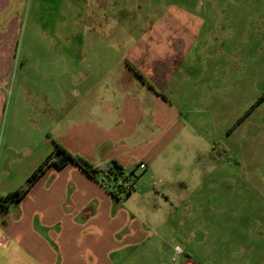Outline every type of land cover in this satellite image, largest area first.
Instances as JSON below:
<instances>
[{
	"label": "crops",
	"instance_id": "crops-1",
	"mask_svg": "<svg viewBox=\"0 0 264 264\" xmlns=\"http://www.w3.org/2000/svg\"><path fill=\"white\" fill-rule=\"evenodd\" d=\"M139 1L0 0V195L24 185L55 143L94 166L151 169L183 128L176 101L187 82L212 81L209 64L184 59L212 18L203 5L220 0L163 2L122 49L114 23ZM57 161L0 211V264H190L162 225L138 218L152 189L117 197L103 173Z\"/></svg>",
	"mask_w": 264,
	"mask_h": 264
},
{
	"label": "rangeland",
	"instance_id": "rangeland-1",
	"mask_svg": "<svg viewBox=\"0 0 264 264\" xmlns=\"http://www.w3.org/2000/svg\"><path fill=\"white\" fill-rule=\"evenodd\" d=\"M148 1L123 6L132 18L114 23L122 49L174 0ZM219 2L203 5L212 18L184 59L209 64L211 83L187 82L176 101L183 128L126 180L135 193L152 189L138 218L162 225L190 264H264V0Z\"/></svg>",
	"mask_w": 264,
	"mask_h": 264
},
{
	"label": "trees",
	"instance_id": "trees-1",
	"mask_svg": "<svg viewBox=\"0 0 264 264\" xmlns=\"http://www.w3.org/2000/svg\"><path fill=\"white\" fill-rule=\"evenodd\" d=\"M53 156L58 157V161L55 162V164H57L58 166H63L66 162L73 161L94 178H96L100 173H103L108 180L115 182L114 187L116 188V190H113V193L117 197H119L121 194L123 196H128L134 187V182L131 181L130 183L132 184V189L125 191V189L123 188L122 183L124 181H127L126 178H128V176L123 165L116 159H111L101 166H94L85 158L79 155H74L64 147H62L60 144L55 143L54 152L49 155V157L45 159L28 176L24 185L12 192H9L6 195H0V211H6L12 202L17 201L24 196L29 187L42 175L49 163L50 158H52Z\"/></svg>",
	"mask_w": 264,
	"mask_h": 264
},
{
	"label": "built area",
	"instance_id": "built-area-1",
	"mask_svg": "<svg viewBox=\"0 0 264 264\" xmlns=\"http://www.w3.org/2000/svg\"><path fill=\"white\" fill-rule=\"evenodd\" d=\"M139 166L144 168L145 167V163L142 162V163L139 164ZM122 186L125 189V191L132 189V184L129 181H124L122 183ZM176 250L179 253L182 251V249L179 246H176Z\"/></svg>",
	"mask_w": 264,
	"mask_h": 264
}]
</instances>
